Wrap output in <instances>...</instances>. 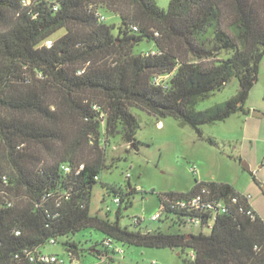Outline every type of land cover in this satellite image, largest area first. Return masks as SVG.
<instances>
[{
  "label": "trees",
  "instance_id": "1",
  "mask_svg": "<svg viewBox=\"0 0 264 264\" xmlns=\"http://www.w3.org/2000/svg\"><path fill=\"white\" fill-rule=\"evenodd\" d=\"M28 1L0 0V264H58L37 258L60 239L71 262L82 251L71 237L86 229L103 235L102 251L87 249L98 258L112 260L119 243L188 250L185 264H264V220L229 184L195 181L187 193L158 194L153 221L207 233L149 231L139 218L135 229L122 227L133 188L101 183L119 200L114 221L90 211L105 139L137 145L133 109L171 116L199 135L245 112L264 56V0H169L166 9L155 0ZM141 42L154 48L135 55ZM232 77L236 96L195 110Z\"/></svg>",
  "mask_w": 264,
  "mask_h": 264
},
{
  "label": "rangeland",
  "instance_id": "2",
  "mask_svg": "<svg viewBox=\"0 0 264 264\" xmlns=\"http://www.w3.org/2000/svg\"><path fill=\"white\" fill-rule=\"evenodd\" d=\"M166 9L169 0H155ZM99 13L106 22L118 23L113 14ZM152 43L141 42L133 50L135 55L148 52ZM239 83L235 77L220 90L198 101L195 110L203 111L236 96ZM244 113L237 112L224 121L200 127L201 135L189 125L171 116L158 118L133 109L138 122L135 134L136 147L125 144L119 136L108 137L103 143L106 161L99 181L92 188L90 211L115 220L118 205L108 195L101 183L114 185L126 193L137 190L130 197V204L120 207L119 224L135 229L133 221L141 220V229L199 234L207 230L191 225L153 221L158 211V194L187 193L197 182H215L231 185L234 190L249 198L251 207L264 220V118L252 116L256 111L264 114V56L258 66L257 80L243 104ZM247 165L248 168H245ZM103 235L93 229L76 233L71 240L79 242L77 264H185L189 251L176 249H148L114 243L115 254L110 260L104 255L98 258L87 249L96 245L102 251ZM60 239L46 244L40 252L54 255L63 264H70Z\"/></svg>",
  "mask_w": 264,
  "mask_h": 264
},
{
  "label": "built area",
  "instance_id": "3",
  "mask_svg": "<svg viewBox=\"0 0 264 264\" xmlns=\"http://www.w3.org/2000/svg\"><path fill=\"white\" fill-rule=\"evenodd\" d=\"M22 4H23V5H27V4H29V1H28V0H22ZM100 20L102 21V20H103V17H100ZM51 45H52L51 40H46L45 43H44V46L47 47V48H50ZM62 168H63L64 171L69 172V168H68V167L63 166ZM81 168H82V165L79 166V169H81ZM247 198H248V197H247ZM236 201H237L236 198H233V199H232V202H233V203H236ZM114 202H115V203H118V202H119L118 198L114 199ZM197 203H198V198L191 200V204H197ZM217 206H218L219 208H221V211H222V212H225V207H224L222 204H218ZM240 211H242V210H240ZM246 214H247L251 219H254V215H253V213H252L250 210L247 211ZM157 218H159V214H158V213L155 214L153 220H154V219H157ZM51 243L53 244V242H51ZM105 244H106V245H109V241H106ZM37 260L40 261V262H45V263H48V262H50V263H58V264H59V263H62V262L58 261V259H57L55 256H48V255H43V254H40V255L38 256ZM62 264H63V263H62ZM70 264H77V263L74 262V260H72V261L70 262Z\"/></svg>",
  "mask_w": 264,
  "mask_h": 264
},
{
  "label": "water",
  "instance_id": "4",
  "mask_svg": "<svg viewBox=\"0 0 264 264\" xmlns=\"http://www.w3.org/2000/svg\"><path fill=\"white\" fill-rule=\"evenodd\" d=\"M252 116H254V117H262V118H264V114H261V113L256 112V111H253V112H252ZM244 166H245V168H248L247 165L244 164Z\"/></svg>",
  "mask_w": 264,
  "mask_h": 264
},
{
  "label": "crops",
  "instance_id": "5",
  "mask_svg": "<svg viewBox=\"0 0 264 264\" xmlns=\"http://www.w3.org/2000/svg\"><path fill=\"white\" fill-rule=\"evenodd\" d=\"M252 209H253V208H252ZM253 210H254V209H253ZM254 212H255V211H254ZM255 213H256V212H255ZM256 214H257V213H256ZM41 254H43V255H47V254H44V253H42V252H41ZM48 256H54V255H48Z\"/></svg>",
  "mask_w": 264,
  "mask_h": 264
}]
</instances>
